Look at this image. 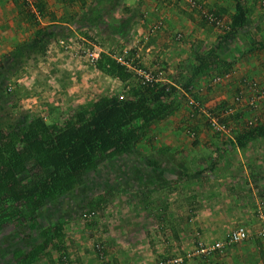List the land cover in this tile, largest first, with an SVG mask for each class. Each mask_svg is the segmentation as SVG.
Masks as SVG:
<instances>
[{
    "label": "rangeland",
    "instance_id": "obj_1",
    "mask_svg": "<svg viewBox=\"0 0 264 264\" xmlns=\"http://www.w3.org/2000/svg\"><path fill=\"white\" fill-rule=\"evenodd\" d=\"M50 1L61 5L60 0ZM77 1L68 4L70 20L59 19L70 23L72 32L52 41L45 54L32 57L8 78L9 88L16 93L9 108L12 115L28 109L47 116L50 108H56L67 117L83 103L123 95L126 83L100 72L98 61L89 57L91 52L105 50L122 59L131 54L137 69L166 77L176 72L180 62L191 60L194 46L208 51L220 33L184 1L161 0L167 4L156 9L160 13L151 20L139 13L131 15V7L122 0H86L83 7ZM202 1L227 7L224 24L229 23L235 0ZM248 5L254 25L223 50L234 62L230 76H203L196 87L195 105L187 97L183 107L157 124L131 153L91 172L75 192L41 209L39 229L6 226L0 231V264H12L15 249L39 242V230L59 220L65 226L67 253L60 260L51 251L38 264H206L210 260L236 264L224 258L231 250L210 254L202 249L237 226L253 234L264 225V139L245 148L235 145L237 134L250 121L264 122V99L250 86L256 82L264 88V50L251 49L264 40V0H248ZM97 11L99 18L93 15L86 25L85 12ZM99 19L106 26L97 25ZM159 20L163 25L152 31ZM25 32L26 38L30 30ZM216 76L223 78L214 82ZM219 107H226L231 115L223 124L217 118L221 130L211 123ZM217 148L224 151L210 170ZM202 170L208 175L192 179L184 175ZM103 194L104 208L90 213L87 202ZM220 209L226 216L218 219ZM215 227L220 230L217 235ZM241 244L251 252L235 262L249 264L259 257L258 264H264V244L253 237Z\"/></svg>",
    "mask_w": 264,
    "mask_h": 264
},
{
    "label": "trees",
    "instance_id": "obj_2",
    "mask_svg": "<svg viewBox=\"0 0 264 264\" xmlns=\"http://www.w3.org/2000/svg\"><path fill=\"white\" fill-rule=\"evenodd\" d=\"M23 6V17L35 29L0 59V231L8 225L17 229H37L41 209L61 196L75 192L88 181L91 172L131 153L137 142L148 138L157 124L178 112L187 97L194 98L203 76L229 74L234 62L223 54L225 44L254 25L248 0H235L231 19L224 29L219 28L216 43L206 52L194 46L191 60L180 62L176 72L166 77L160 72H151L155 80L144 81L131 54L122 62L104 50L96 67L105 75L126 83L127 90L123 95H105L83 103L67 117H62L56 108H50L47 116L35 115L28 109L19 110L14 116L9 108L13 106L16 93L9 88L8 78L32 57L45 54L52 41L72 32L69 26L55 20L42 22L46 16L44 0L27 1ZM205 6L225 21L224 17L229 13L227 7L220 4ZM210 24L218 29L213 22ZM251 49L264 50V40L253 44ZM216 111L212 114L219 123L223 124L224 118L231 117L226 107ZM257 139H264V122L240 131L235 145L245 148ZM223 151L224 148H217L208 169L217 165ZM200 174L208 175L207 170L184 173L187 179ZM105 203L107 198L103 194L91 198L86 207L90 213H95L103 209ZM39 235V242L27 249L13 251L12 264H38L49 257L51 251L58 253L62 260L67 253L63 221L50 222L39 230ZM251 237L264 244L262 237L255 234ZM225 252L227 250L215 254Z\"/></svg>",
    "mask_w": 264,
    "mask_h": 264
},
{
    "label": "crops",
    "instance_id": "obj_3",
    "mask_svg": "<svg viewBox=\"0 0 264 264\" xmlns=\"http://www.w3.org/2000/svg\"><path fill=\"white\" fill-rule=\"evenodd\" d=\"M27 1H29V0H27ZM44 1L46 3V16L43 18L44 20L42 19L43 23H49L52 20H55L54 22H59L60 18H66V20H70L71 7H68V4L70 2H74L75 0H60L61 5L53 4V2H51L50 0H44ZM135 1L136 0H122V3L124 4V2H126L125 5L128 7H131V9H132L131 15L139 13V16H143L144 18L150 17L149 20H151L156 14L160 13L156 9H159V7L161 5L164 6L167 4L165 2L162 3L161 0H148L149 1L148 4L146 3V0H138V2H142L141 4L135 3ZM25 3H26V0H0V56H2V57L7 52L12 50L21 41H24L26 38H28V36L35 29V27L32 24H30L29 22H27L22 15V13L25 12V10H24L25 8L23 6V5H25ZM84 3L86 4V0ZM84 3H82L81 7L84 6L83 5ZM204 3L206 4L205 1H204ZM33 9L35 10V8H33ZM91 14H92V16H91ZM121 14H123V13L122 12L117 13V15H121ZM93 15L94 16L96 15V17L99 18L100 12L97 11V12H92L90 14L85 12V20L87 21L86 25L88 24V19L94 20V18H92V17H94ZM60 23H63L65 25L69 26L70 29L72 28L71 24L68 23L67 21L66 22H60ZM101 23L103 24V21H101V19H99L96 22L97 25H100ZM106 23L108 24L109 22H106ZM151 23L152 22L146 23V25L151 26ZM115 24L117 25L118 22ZM103 25L106 26V24H103ZM27 29L30 30V34L25 38V36L27 34L25 31ZM140 31H142V30H140ZM189 46H191V43H189ZM149 49L150 48H148L147 50H149ZM0 59H1V57H0ZM220 210H221V213L218 216V219H221V218H223V216H226L225 215L226 211L222 210V209H220ZM217 223H220V222H217ZM215 228L217 229V232L215 233V235H217L219 233L218 232L219 227H215ZM211 229L212 228H210V230ZM228 234H229V232L227 233V235ZM239 244H241V243H239ZM239 244H237L238 246L235 245L236 247L233 246L230 249H228V250H231V252L227 256H225L224 258L229 263L232 262V263L240 264V263H237L235 261L239 258L243 259L244 257L248 256L247 255L248 252L249 253L251 252V249L249 247L244 246V244H241V245H239ZM254 250H255V248H254ZM258 260H259V257H257L253 262H251L249 264H258Z\"/></svg>",
    "mask_w": 264,
    "mask_h": 264
},
{
    "label": "built area",
    "instance_id": "obj_4",
    "mask_svg": "<svg viewBox=\"0 0 264 264\" xmlns=\"http://www.w3.org/2000/svg\"><path fill=\"white\" fill-rule=\"evenodd\" d=\"M174 1H184L187 3V5L192 9L195 10L199 13V15L206 20L207 22H213L218 28H222L224 29L226 26L224 24V19L215 16L214 14L210 13L207 9V7L205 6V3L200 1V0H174ZM163 20H159L155 23L152 24V31H156L157 29L161 28V26L163 25ZM221 29V30H222ZM181 35L179 34L178 38ZM100 53L101 50L98 51H94L89 53V57L91 59L92 62H97L100 58ZM119 61L123 62L122 58H119ZM138 74L143 78L144 81H149V80H155L154 76L151 72L146 71L145 69L139 68L137 70ZM160 75H162V72H160ZM230 76V74L225 75V77ZM223 77L221 76H216L214 77V82H218L220 80H222ZM157 80V79H156ZM252 90L258 94L259 98L264 99V88H259V86L257 85L256 82H251L250 84ZM190 103L195 105V99L193 97H191L190 99ZM211 123L213 125L214 128L221 130L223 129L222 126H220L217 122V117L212 116L211 117ZM253 121H250L247 126H251L253 125ZM262 207L260 206V212ZM253 234L257 235L258 237H262L264 240V225L260 226L258 229H256ZM251 232L250 230L245 227V226H237L235 227L233 230H231V232H229V234L227 236H225L222 239H219L217 241H215L213 243V245L209 246V247H204L202 250L208 253H212L215 254L216 251H220L223 252L225 250H228L231 246L235 245V244H239L242 243L244 241H246L247 239L250 238L251 236ZM206 264H218L216 261H209Z\"/></svg>",
    "mask_w": 264,
    "mask_h": 264
}]
</instances>
